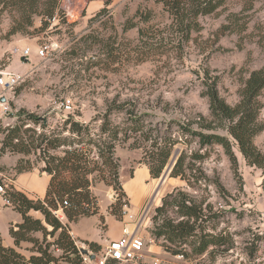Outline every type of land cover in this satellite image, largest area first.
<instances>
[{"label": "rangeland", "instance_id": "rangeland-1", "mask_svg": "<svg viewBox=\"0 0 264 264\" xmlns=\"http://www.w3.org/2000/svg\"><path fill=\"white\" fill-rule=\"evenodd\" d=\"M249 4L250 0H227L217 14L200 18L201 32L193 34L192 41L181 50H170L168 54L141 63L118 55L138 39L137 28L126 33L123 28L128 20L134 19L138 9L152 10L155 25L168 22L156 0H115L93 22L84 18L75 20L66 14L65 22L58 21L55 26L51 23L44 31H41V19L37 18L31 34L11 38L6 36L10 22L5 19L0 24V74L17 73L22 80L14 91L4 95L10 107L8 114L2 112L0 105V149L6 128L15 125H23V130L32 129L38 134L55 131L62 138L67 137L70 133L64 129V124L69 115L90 124L93 134H97L108 108L124 105V110L113 111L111 122L125 129L130 123L127 111L133 109L136 115H142L153 140L138 137L135 144L134 139L117 144L115 158L123 192L103 181L95 182L92 192L97 198L99 214L81 219L79 236L106 240L116 235L120 229L123 231L122 222L129 221L123 214L127 210L136 221H144L140 231L146 241L143 264H264V171L247 165L239 153L235 171L221 147H208L205 161L196 164L207 179L202 182V188L191 190L180 178L168 175L163 179L184 150L190 155L199 149L197 142L190 139L189 145L179 144L174 148L162 176L155 182L148 181L151 185L145 188L149 190L140 199H134L128 189L135 170L145 165L153 150V141L171 137L184 140L182 125L192 123L200 114L210 117L205 80L212 82L218 78L220 96L235 105L243 80L249 72L264 66V0L254 1L248 10ZM231 14H241L242 24L249 20L245 32L223 30ZM172 42L166 41L167 45L174 46ZM45 43L54 45L55 50L47 57H37V49ZM27 47L33 50L30 60L21 57ZM15 49L20 52L15 53ZM260 100L264 105V90ZM68 101L71 110L64 107ZM29 116H36L39 124H34ZM260 121L264 124V107ZM42 125H46V129ZM255 144L264 151V132L255 138ZM12 156L9 153L0 156V183L3 185L10 184L4 177L13 179L17 175L8 166ZM26 159L38 167L44 163L38 162L35 155ZM215 181L220 182L222 191ZM175 189H185L211 204L213 212L208 215L212 218L215 214L216 218L208 223L207 233L231 237L233 244L211 248L201 256L194 255L190 248L188 257L167 251L162 246L164 241L156 240L151 232L156 209L162 205L163 197ZM13 190L9 186L8 193ZM4 210L9 211V208ZM114 211L117 216L113 215ZM109 214L112 222L106 220ZM5 219L0 216L1 222ZM35 236L40 241L44 239L42 233ZM75 240L80 248L88 247L86 242L89 241ZM48 242L53 243L54 239L48 237ZM101 247L99 254L105 246ZM32 248L31 243H24L20 252L29 259L34 255ZM49 251L58 259L56 264H70V256L63 251L54 246Z\"/></svg>", "mask_w": 264, "mask_h": 264}, {"label": "trees", "instance_id": "trees-1", "mask_svg": "<svg viewBox=\"0 0 264 264\" xmlns=\"http://www.w3.org/2000/svg\"><path fill=\"white\" fill-rule=\"evenodd\" d=\"M114 1L105 0V7L88 20H97ZM226 1L156 0L162 6L168 22L155 25L152 10L143 12L138 9L134 19L128 20L123 28L124 33L137 28L138 39L118 55L120 58L132 59L134 63H141L168 54L170 50H181L192 41L193 34L201 32L200 18L217 14L225 7ZM254 1L256 0H250L248 10L253 7ZM61 2L62 0H0V24L5 19L10 22L7 38L31 34L37 18L42 21L41 31L47 29L55 18L65 22L66 13L61 8ZM228 20L229 23L223 27L224 31L243 33L249 24V20L241 23V14H231ZM166 41H174L176 44L172 42L174 46L167 45ZM204 82L206 96L209 98L210 117L200 114L192 123L182 125V136L186 138L184 140L171 137L153 141L151 147L154 148L145 163L152 179L157 180L162 176L174 148L179 144L189 145L190 139L197 142L199 149L190 155L184 150L170 174L171 178L186 181L188 189L202 188V182L207 179L196 164L205 161L208 147H221L235 171L239 165L238 153L247 165L264 171V151L255 144V138L264 132V124L260 121L264 107L260 100L264 90V66L249 72L248 77L243 80L239 89V101L235 105H230L220 96L218 78L215 77L212 82ZM116 109L124 110L125 107H109L97 134H93L90 124L76 121L72 115H69L64 124V129H68L70 135L64 138L55 131L38 134L32 129L23 130V125L6 128L0 156L6 153L22 156L13 168L17 175L39 169L51 179L44 199H31L15 189L7 194L12 207L22 215L23 221L10 227L14 247H5L0 238V264H56L58 259L49 251L53 246L70 256V264H83L77 241L70 235L69 224L99 214L97 198L92 192L95 182L103 181L122 191L119 165L115 158L117 144L131 139L135 140V144L138 137L145 141L152 139L142 121V115H136L133 109L127 111L130 123L125 129L114 125L110 116ZM29 118L34 124H39L36 116ZM42 128L46 129V125H42ZM60 150L61 154L58 153ZM31 155H35L38 162L43 161V166L38 167V164L26 159ZM215 185L223 190L219 181H215ZM262 186L264 190V182ZM59 210L66 218L65 224L55 215ZM31 211L41 213L43 219L33 217L30 215ZM211 212L212 205L205 200H199L185 189H175L163 197L162 205L156 209L151 233L156 240L164 241L162 246L167 251L184 257L189 256L188 248L194 255L201 256L211 248L229 247L233 244L231 237L207 233L208 223L216 218L215 214L212 218L208 215ZM113 215L117 216V211ZM37 233L43 234V241L35 236ZM48 237L53 238L54 242H48ZM22 243L33 245L34 255L29 259L20 252ZM86 244L96 254L102 248L95 242Z\"/></svg>", "mask_w": 264, "mask_h": 264}, {"label": "crops", "instance_id": "crops-1", "mask_svg": "<svg viewBox=\"0 0 264 264\" xmlns=\"http://www.w3.org/2000/svg\"><path fill=\"white\" fill-rule=\"evenodd\" d=\"M104 7L105 0H62L61 2L62 10L67 14L69 18L75 20H79L80 18L88 20L97 15ZM21 157L22 156L20 155H13L11 157V162L8 165L11 171H14L13 168L17 165ZM6 178L8 179V177ZM50 179L51 177L47 173L41 172L39 169H35L31 172L15 175L13 179H8L7 181H9L10 183L8 184V186H11L16 191L24 193L31 199H44L47 193ZM149 180L153 182L156 181L152 179L148 166H139L135 170L133 177L130 178V182L128 184V189L131 191L134 199H140L143 193L149 190V187H147L148 189L145 188ZM148 185L151 184L149 183ZM151 190L153 191L154 187H152ZM4 208H9V211H5ZM101 211L103 212V209H101ZM30 215L39 219H42L43 217L41 213L35 211H31ZM0 216L6 217L4 222L0 221V238L2 239V243L5 247H14V239L10 235V227L22 223L23 217L20 213L16 212L12 206L4 205L3 197L1 194ZM111 218L112 215L107 216L106 220H108V222H112ZM82 224L83 221L81 222V220L80 223L69 224L74 239L76 238L80 241L95 242L100 246H105L109 241L117 240L122 237V229H120V231L116 233V235L111 236L106 240L92 239L87 236L81 238L79 236V233L81 232ZM121 225L122 227H120L124 228L125 225L132 226V223L125 220ZM23 244L24 243H22L21 246H23Z\"/></svg>", "mask_w": 264, "mask_h": 264}, {"label": "built area", "instance_id": "built-area-1", "mask_svg": "<svg viewBox=\"0 0 264 264\" xmlns=\"http://www.w3.org/2000/svg\"><path fill=\"white\" fill-rule=\"evenodd\" d=\"M59 19L55 18L52 21V26H55L58 23ZM55 50L54 45L45 43L41 45L37 51V57H47L51 52ZM18 49H15V53H19ZM33 54V50L30 47L25 48L21 57L25 60H30ZM22 76L17 73H1L0 74V89L2 90V94L0 95V103H3L4 95L6 93L12 92L16 89V87L21 83ZM2 107V112L4 114H8L10 107L8 103L0 104ZM64 107L67 110H71L72 106L70 101L66 102ZM7 179L6 177H4ZM9 179V178H8ZM7 179V180H8ZM8 184L0 183V194L3 197L4 205L12 206L10 199L8 198ZM124 216L128 218L129 221L132 222L133 226H125L122 231V237L117 240H112L105 245L102 252L100 254H96L91 251L87 246L88 254H82L80 245L77 244L81 256L83 259V264H143L145 260V251H146V241L142 234L140 233L144 221H136L135 217L128 213L127 210L124 211ZM57 218L65 223V216L61 210L55 212ZM70 234L73 237L72 232ZM84 248V246L82 247Z\"/></svg>", "mask_w": 264, "mask_h": 264}, {"label": "water", "instance_id": "water-1", "mask_svg": "<svg viewBox=\"0 0 264 264\" xmlns=\"http://www.w3.org/2000/svg\"><path fill=\"white\" fill-rule=\"evenodd\" d=\"M3 102H5V99H3L2 100ZM174 167V166H173ZM172 167L170 168V169H168V171H167V173L163 176V179L166 177V176H168V175H170V172L172 171ZM81 252H82V254H88V251H87V249H85V248H81Z\"/></svg>", "mask_w": 264, "mask_h": 264}]
</instances>
